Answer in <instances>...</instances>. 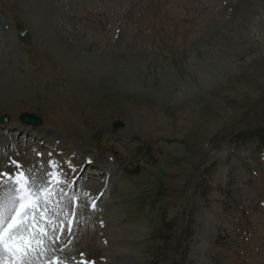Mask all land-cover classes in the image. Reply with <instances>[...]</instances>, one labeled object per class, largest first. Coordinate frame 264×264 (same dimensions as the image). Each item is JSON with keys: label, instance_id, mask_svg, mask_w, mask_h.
I'll return each instance as SVG.
<instances>
[{"label": "rangeland", "instance_id": "1", "mask_svg": "<svg viewBox=\"0 0 264 264\" xmlns=\"http://www.w3.org/2000/svg\"><path fill=\"white\" fill-rule=\"evenodd\" d=\"M2 114L1 166L108 186L35 264H264V0H0Z\"/></svg>", "mask_w": 264, "mask_h": 264}, {"label": "snow or ice", "instance_id": "2", "mask_svg": "<svg viewBox=\"0 0 264 264\" xmlns=\"http://www.w3.org/2000/svg\"><path fill=\"white\" fill-rule=\"evenodd\" d=\"M15 185L0 188V262L32 264L34 255L47 251L49 232L57 230L50 228L54 209L48 208L54 193L44 181L30 183L24 172L15 177Z\"/></svg>", "mask_w": 264, "mask_h": 264}, {"label": "bare ground", "instance_id": "3", "mask_svg": "<svg viewBox=\"0 0 264 264\" xmlns=\"http://www.w3.org/2000/svg\"><path fill=\"white\" fill-rule=\"evenodd\" d=\"M234 64H240V63H234ZM232 66H233V64H232ZM229 67V65H227V66H225V68H224V70H223V72L221 73V78H217L216 76H213L212 74H210V75H202L203 77V82L204 83H206V85L207 86H210V87H213L214 85H216V84H221V79H223V78H225L227 75H229L228 74V72L226 71V69ZM237 68H239V67H237ZM237 68H233L234 70L233 71H236L237 70ZM232 73H234V72H232ZM1 126V125H0ZM2 126H4V125H2ZM21 127H23L24 129V131L26 132V130H27V128H31V127H29V126H25V125H22ZM4 128H9L10 129V126L8 125V124H6L5 125V127ZM20 130V129H19ZM21 131V132H24V131ZM7 149V146H6V148H5V150ZM90 161H91V159H90ZM105 172H106V169H105ZM108 172H109V170H108ZM84 173H85V171L84 170H82V171H80V173H79V176H78V180H80V182H81V187L82 188H84L85 187V182L83 181L84 180V177H85V175H84ZM114 174V173H113ZM104 175H105V173H104ZM104 175H102V176H104ZM108 175V174H107ZM101 176V175H100ZM115 176V175H114ZM2 186V184L0 183V188H2L1 187ZM7 186H8V184H7ZM115 188V187H114ZM101 192V191H100ZM99 192V193H100ZM97 193V192H96ZM106 195V192L105 191H103V192H101L100 193V195H98V196H105ZM103 198V197H102ZM107 204V203H106ZM105 206V205H104ZM109 214L106 212V213H104V215H103V219L105 220L103 223H106V225H108L109 224ZM101 219V218H100ZM60 220V219H59ZM112 220V219H111ZM120 223V222H119ZM63 225V224H62ZM108 240H109V238H108ZM49 249V248H48ZM45 252L44 253H42V254H36V255H34V258H33V262H32V264H35L36 262H35V260L38 262V263H41V260H43V259H46V258H44L45 257ZM48 256V255H47ZM2 262H0V264H1Z\"/></svg>", "mask_w": 264, "mask_h": 264}, {"label": "water", "instance_id": "4", "mask_svg": "<svg viewBox=\"0 0 264 264\" xmlns=\"http://www.w3.org/2000/svg\"><path fill=\"white\" fill-rule=\"evenodd\" d=\"M17 37L23 46L28 47V48L33 47L32 35L28 29L18 32ZM8 120L9 118L6 115L1 116L0 118V121L2 123L8 122ZM21 120L25 124L32 125V126H39L42 124V119L38 115L27 113V112L21 115ZM121 126H123V123L121 121L114 122V129H118Z\"/></svg>", "mask_w": 264, "mask_h": 264}]
</instances>
